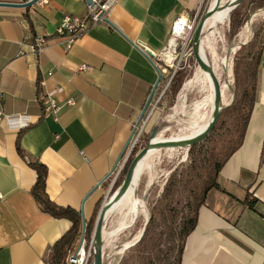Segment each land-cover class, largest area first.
I'll list each match as a JSON object with an SVG mask.
<instances>
[{
  "label": "crops",
  "instance_id": "obj_1",
  "mask_svg": "<svg viewBox=\"0 0 264 264\" xmlns=\"http://www.w3.org/2000/svg\"><path fill=\"white\" fill-rule=\"evenodd\" d=\"M200 3L118 0L110 23L93 26L70 49L57 27L67 15L85 16L87 0L0 7L2 108L8 115L31 117L20 130L0 126V264H46L51 247L72 226L38 206L31 193L37 173L29 160L47 166L51 200L79 211L83 206L87 220L94 215L112 179L98 184L116 164L159 78L157 59L144 51L162 52L176 18L194 15ZM42 36L47 43L36 52L33 43ZM261 50L244 142L222 168L220 187L200 208L181 264H264V33ZM82 65L88 68L81 70ZM58 88L62 108L42 117L40 94ZM19 137L26 157L17 150Z\"/></svg>",
  "mask_w": 264,
  "mask_h": 264
},
{
  "label": "rangeland",
  "instance_id": "obj_2",
  "mask_svg": "<svg viewBox=\"0 0 264 264\" xmlns=\"http://www.w3.org/2000/svg\"><path fill=\"white\" fill-rule=\"evenodd\" d=\"M213 1L207 0L209 3H213ZM263 6L264 0H245L238 7L239 18L245 20V24L243 23L239 31L236 32L233 30V22L230 16L226 20L225 25L219 27L214 42L220 54L223 51L225 52L231 43L238 38L240 31L246 25L250 16ZM208 8H202L199 12L198 21L202 19ZM263 33L264 13L256 19L252 40L246 45H243L235 54L234 87L236 93L238 88L236 84L237 73L238 71L242 75L247 73L250 59L255 57L260 50ZM220 34L221 36H218ZM192 45L193 41L189 45V48L179 41L176 47L171 48L176 52L174 54V56H177L174 62L176 68H168L166 75L163 76L166 83L159 84L155 89L139 122L138 132L144 126L138 144L136 145L140 148L139 151L147 145L155 127L160 128L158 135L161 138L167 139L174 136L185 137L192 130V125L197 122L198 119L192 114L193 111L190 107L195 94L192 92L189 95V104L183 100L182 89L173 102L169 94L171 79L178 71L184 70L186 72L185 83L193 76L198 68L192 53ZM157 62L162 67H165L161 60L158 59ZM169 81V86L166 88ZM231 127L232 119L228 117L219 129L212 132L200 143L194 145V149H191L192 147L166 148L154 152L149 158L150 161L148 160L149 165H146L144 168L142 166L139 179V196L147 204L149 218L146 220L144 216H140L132 226L114 233L120 226V222H122L120 219L123 220V217L118 212L111 213L112 215L110 214L108 216L104 227V261L106 264H176L179 247L183 244L181 233L187 219L193 215L192 207L194 198L192 183L188 180L192 173L194 159L199 160L202 165L200 170H202V167L207 162L208 152L214 140L224 135ZM144 136L146 137L144 138ZM110 184L111 181L104 186V190H107ZM112 195L108 194L102 204L110 199ZM82 233L73 253L81 241ZM85 239L87 252L90 251L91 253L86 262L87 264H93L92 236L91 239L85 236ZM126 244L128 245L126 246ZM123 246L124 248L121 249Z\"/></svg>",
  "mask_w": 264,
  "mask_h": 264
},
{
  "label": "trees",
  "instance_id": "obj_3",
  "mask_svg": "<svg viewBox=\"0 0 264 264\" xmlns=\"http://www.w3.org/2000/svg\"><path fill=\"white\" fill-rule=\"evenodd\" d=\"M238 7L230 14L233 22V30L236 32L239 31L245 22L243 18H239ZM261 52L262 50L260 47V50L255 55V57L250 59L247 73H245V75L240 74L238 71L236 81L238 88L235 102L231 107L221 113L213 132L219 129L228 117H231L232 119V127L224 135L214 140L213 145L208 152L207 162L205 166L202 167V170H200L202 165L200 164L199 160L194 159L192 173L188 180L190 183H192L194 198V204L192 207L193 215L187 219L181 233L183 244L179 247L176 264L182 263L186 239L198 224L199 210L202 206L206 205L208 193L212 189L220 187L218 177L222 168L244 142L257 98ZM185 74L186 72L184 70L178 71L171 79V88L169 94L172 102L175 100L176 96L183 87L186 76ZM38 104L41 108L42 117H45L43 105L39 100ZM145 137L146 136H144V138ZM194 148L195 146H192L191 149ZM139 149L140 148H138V146L133 148L124 170L116 180L109 195L113 194L121 185L127 173L129 164L139 152ZM17 150L22 157H26V152L21 146L20 137L17 140ZM29 165L37 173V180L31 189V193L40 209L54 218L68 219L72 223L70 229L51 247L45 262L46 264H65L67 258L73 253L77 241L82 233V213L81 211L72 207L60 206L50 199L46 191L48 168L45 164L39 160H29ZM101 204L102 202L98 204L94 215L87 221L85 236L88 239H91V236L93 235L96 216ZM249 206L253 208V203L250 202Z\"/></svg>",
  "mask_w": 264,
  "mask_h": 264
},
{
  "label": "bare ground",
  "instance_id": "obj_4",
  "mask_svg": "<svg viewBox=\"0 0 264 264\" xmlns=\"http://www.w3.org/2000/svg\"><path fill=\"white\" fill-rule=\"evenodd\" d=\"M231 1L233 0L213 1L212 7L216 6V4H218L217 5L218 7L215 13L211 17H209V19L206 21L204 36L202 38V44H201L202 55L206 60V62L209 64V66L213 69L214 75L220 82L222 88V102L224 106L229 105L234 96L233 87H234L235 54L243 45L247 44L252 40V37L254 35V24L256 22V19L259 15L264 13V10H259L254 12L248 19L246 25L240 31V35L238 36V38L231 43V45L226 49L225 52L223 51V53L220 54L216 49L214 38L219 27L225 25L226 20L233 11V7L230 4ZM218 36H221V34ZM175 45H176V41L172 40L171 41L172 48H174ZM172 58H173V53L172 52L167 53L168 62ZM192 92L195 94V97L191 101L190 107L193 111L192 114L195 115L198 120L194 125H192L193 127L191 126L192 130L191 131L189 130L190 133L187 134V136L185 137L174 136L172 138H167V139L161 138L160 135H158L155 140L164 141V140H180V139L191 138L201 133L206 128V126L208 125V123L212 118V114L214 110V80L210 70H203L198 66L193 76L184 83V86L182 88V93H183V100L185 103H188V97ZM170 149H175V148H170ZM156 151L157 150L149 151L148 155L141 161L134 182L131 185L130 189L125 194V196L119 202H117L108 212L106 219L111 213L114 212H118L123 217V220L120 219L122 222L119 221L121 223L120 226L114 231V233L119 232L120 230L126 227L132 226V224L138 218H140V216H144V218L148 220L149 211L147 210V204L144 201V199H142L139 196V184H140L139 179H140V172L142 166L144 168L146 165L147 166L149 165V161H150L149 158ZM128 244H126V246ZM124 246L121 249H123ZM83 253L84 251L82 250L80 252V255H82ZM82 262H84V258H81L79 260L80 264H82Z\"/></svg>",
  "mask_w": 264,
  "mask_h": 264
},
{
  "label": "built area",
  "instance_id": "obj_5",
  "mask_svg": "<svg viewBox=\"0 0 264 264\" xmlns=\"http://www.w3.org/2000/svg\"><path fill=\"white\" fill-rule=\"evenodd\" d=\"M0 1H6V0H0ZM117 1L118 0H91V2L88 3L87 5V13L85 16L67 15L62 19L61 23L59 24L56 30L57 36L60 39H62L65 42L66 47L70 49L76 43V41L93 26L98 25L100 23L109 24V20H108L109 13L113 9V7L116 5ZM20 2H24V1L20 0ZM38 2L43 4V3H46L47 0H39ZM204 7L205 8L209 7L208 8L209 10L212 7V3L207 2V0H201L200 6L198 10L196 11L197 13L195 15H192V16L180 15L173 22L172 30H171V38L168 42V45L164 48L162 52L155 55V58L157 60L158 59L161 60L163 64L165 65V67H162L158 62H156V65L160 69L161 73L163 72L164 74H166V72L168 71V68H174V67L176 68L174 62L177 56H174V54L176 53L175 50L171 49L172 48L171 41L172 40L176 41V45L174 47L177 46V42L181 41L182 44H184L185 46L189 48V45L193 41L196 28L199 24V21H198L199 12ZM46 43H47V39L45 37L43 36L37 37L35 39V42L33 43L32 48L34 51L39 52L44 48ZM138 46L142 47L139 44ZM169 52L173 53V58L168 62L167 53ZM87 68H88L87 65H82L80 69L85 70ZM162 83L163 84L166 83V81L163 79V76L159 84H162ZM169 83L170 81L167 83L166 88L169 86ZM62 91H63L62 88H58L51 92L40 94L38 100L43 105L45 116L48 114H52V113L55 114L62 108V104H60V102L57 100V95L61 93ZM67 103L69 105H73L75 101L73 99H70L68 100ZM4 124L10 128L20 130L31 124V117L28 115H22V114H18V115L5 114L2 108V101H1V94H0V126ZM139 124L134 126L135 132L130 142V145L127 149L126 154L124 155L123 159L120 161L116 169L112 172L111 176L109 177L112 179V186L114 185V183L116 182V180L118 179L122 171L124 170L133 148L138 144V141L140 139V136L142 134L143 127H144L142 126L140 131L138 132ZM92 246H93V240H92ZM82 250L84 251V253L82 255H80L79 253L78 258L76 260H72V255L75 252L72 253L67 258L65 264H70L71 262H74V264H80L79 260L81 258H84V262H82V264H87L86 261L91 255V253L90 251L87 252L86 239L84 241Z\"/></svg>",
  "mask_w": 264,
  "mask_h": 264
},
{
  "label": "water",
  "instance_id": "obj_6",
  "mask_svg": "<svg viewBox=\"0 0 264 264\" xmlns=\"http://www.w3.org/2000/svg\"><path fill=\"white\" fill-rule=\"evenodd\" d=\"M39 0H28V1H24V2H8V1H0V7H15V8H29L33 5H35ZM88 3L91 2V0H87ZM245 0H233L230 2L231 6L233 7V10L236 9L239 5H241ZM218 4H216V6L211 7L208 11L205 12V14L203 15L202 19L199 21V24L196 28L195 34H194V38H193V45H192V52L195 58V61L197 63V65L203 69V70H210V72L212 73L213 76V80H214V110H213V114H212V118L210 120V122L208 123V125L206 126V128L199 134H197L194 137L191 138H186V139H180V140H155L157 138L158 132H159V127H155L154 130L152 131L151 135H150V140L147 143V145L142 148L133 158V160L131 161V163L129 164V167L127 169V173L121 183V185L116 189V191L113 193V195L110 197V199H108L107 201H105L98 213L97 219H96V224H95V229L92 235V240H93V264H106L104 261V227H105V221H106V217L108 212L111 210V208L117 203L119 202L124 196L125 194L128 192V190L130 189L131 185L134 182L138 167L141 163V161L148 155L149 151L151 150H159V149H166V148H191L192 146L200 143L201 141H203L207 136H209L213 130L215 129L218 120L220 118L221 113L228 109L229 107H231L236 99V89L235 87H233L234 90V96L233 99L231 101V103L227 106L223 105L222 102V88L220 85V82L218 81V79L216 78V76L214 75L213 69L209 66V64L206 62V60L204 59L203 55H202V38L204 36V29H205V25H206V21L209 19V17H211L216 9ZM259 10H264V7L257 9L256 11ZM110 23V22H109ZM253 38V37H252ZM249 43V42H248ZM246 45V44H245ZM145 55L153 61V59L155 58V54L153 52H151L150 50H145L144 51ZM156 65V64H155ZM159 72V78L155 84V88L157 87L158 83L161 81L162 79V73L160 71V69L157 67ZM151 99V96L149 97L143 111L142 114L140 116L139 121L137 122L136 125L139 124L148 104L149 101ZM135 132V128L131 134V137L129 138L127 144L125 145L123 151L121 152L116 164L114 165V167L112 168V170L109 172V174L98 184L101 185L105 180H107L112 172L116 169V167L118 166V164L120 163V161L123 159L124 155L127 152V149L130 145V142L132 140V137L134 135ZM115 184V183H114ZM113 187V186H112ZM110 194V192H109ZM85 202V200H84ZM81 213H82V224H83V233H82V237H81V241L75 251V253L72 255V260H76L78 258V255L80 253V251L83 248V244L85 241V233H86V225H87V219L86 216L84 214V209L83 206L81 208ZM70 264H74V262H71Z\"/></svg>",
  "mask_w": 264,
  "mask_h": 264
}]
</instances>
